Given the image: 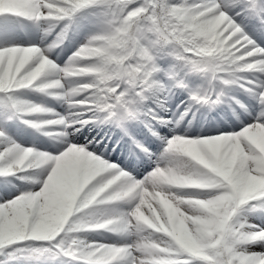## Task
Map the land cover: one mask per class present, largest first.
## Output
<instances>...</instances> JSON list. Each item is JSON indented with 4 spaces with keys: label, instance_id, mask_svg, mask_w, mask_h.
<instances>
[{
    "label": "snow or ice",
    "instance_id": "6c2138e0",
    "mask_svg": "<svg viewBox=\"0 0 264 264\" xmlns=\"http://www.w3.org/2000/svg\"><path fill=\"white\" fill-rule=\"evenodd\" d=\"M250 32L264 0H0V264H264Z\"/></svg>",
    "mask_w": 264,
    "mask_h": 264
},
{
    "label": "rangeland",
    "instance_id": "374dc122",
    "mask_svg": "<svg viewBox=\"0 0 264 264\" xmlns=\"http://www.w3.org/2000/svg\"><path fill=\"white\" fill-rule=\"evenodd\" d=\"M250 35H252V38L256 41L258 45L261 47H264V37H261L258 33L250 32ZM70 54V52H69ZM66 59V57H64ZM48 106L53 107L57 112H63L64 109L56 104L55 102L46 101ZM217 113H219V116H217ZM235 123L234 120L231 119V113L227 112L226 110L221 111L220 109H217L216 112L213 113H207L206 117L203 118L200 122V127L198 128V131L203 132L204 130L208 131H215L219 128L226 127L231 128L232 125ZM23 129V126H20ZM84 135L91 138L92 136L96 135L95 131L89 132L85 130ZM101 136L104 135V133L100 134ZM23 139L26 144L28 145H35L37 148H40L42 150H47L48 146L53 143V141L47 140L44 136L39 135L38 133L34 132L31 129H27L23 133ZM82 139V138H81ZM97 139H100L99 136H97ZM107 144L106 151L110 153L109 159L113 160L114 162H120L123 157L120 153V149L116 148L115 151H113V147H115V138H112L109 140L107 137H105L103 143L99 145L100 150H105L104 145ZM15 185L18 187L17 182H14Z\"/></svg>",
    "mask_w": 264,
    "mask_h": 264
},
{
    "label": "trees",
    "instance_id": "16d2710c",
    "mask_svg": "<svg viewBox=\"0 0 264 264\" xmlns=\"http://www.w3.org/2000/svg\"><path fill=\"white\" fill-rule=\"evenodd\" d=\"M31 98H35V97H31ZM41 99H43V98H41ZM16 182L18 184V187L22 186L20 181L17 180Z\"/></svg>",
    "mask_w": 264,
    "mask_h": 264
},
{
    "label": "bare ground",
    "instance_id": "6f19581e",
    "mask_svg": "<svg viewBox=\"0 0 264 264\" xmlns=\"http://www.w3.org/2000/svg\"><path fill=\"white\" fill-rule=\"evenodd\" d=\"M83 139V138H82Z\"/></svg>",
    "mask_w": 264,
    "mask_h": 264
}]
</instances>
